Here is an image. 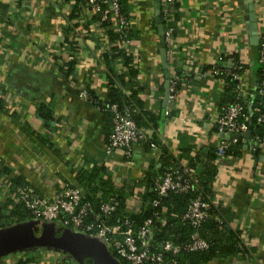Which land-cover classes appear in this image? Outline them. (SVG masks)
Returning a JSON list of instances; mask_svg holds the SVG:
<instances>
[{"label": "crops", "instance_id": "obj_1", "mask_svg": "<svg viewBox=\"0 0 264 264\" xmlns=\"http://www.w3.org/2000/svg\"><path fill=\"white\" fill-rule=\"evenodd\" d=\"M127 3L139 31V38L132 40L138 59L137 82L144 88L139 96L146 109L160 116L155 128L151 123L145 127L158 149L137 143L129 160L119 150L106 154L110 121L76 89L89 86L106 102L109 68L122 69L117 61L110 63L100 54L107 40L100 38L95 17L83 20L69 0H0V87L12 95L15 106L12 113L0 110V160L41 196L50 198L61 183L77 185L80 170L98 166L104 168L103 179L128 192L126 211L135 212L139 195L152 186L145 183V173H157L162 152L185 164L199 150L219 142L212 118L229 101L227 82L210 75L183 79L176 103L170 106L172 118L165 117L168 105L160 88L164 75L153 27V0ZM177 11V42L173 53L167 54L169 75L180 72L184 78L188 69L195 73L217 62L229 67L228 58L235 54L246 66L241 75L242 96L251 100L258 46L264 39V0H179ZM254 25L257 34L252 31ZM58 51L64 62L68 57L74 62V78H62ZM49 101L57 121L46 128L36 109ZM243 145L239 157H222L217 162L211 200L227 209L229 224L240 230L248 254L205 264H264V140L255 145L243 138ZM255 146L258 156L253 155ZM192 170L198 174L202 165L197 163ZM10 195L0 180V204ZM16 254L2 255L0 264H10L13 258L20 264H70L68 257L60 263L47 248Z\"/></svg>", "mask_w": 264, "mask_h": 264}, {"label": "built area", "instance_id": "obj_2", "mask_svg": "<svg viewBox=\"0 0 264 264\" xmlns=\"http://www.w3.org/2000/svg\"><path fill=\"white\" fill-rule=\"evenodd\" d=\"M179 0H161V7L164 6V16L168 21L174 20V5ZM72 8L78 9V15L84 20L90 17H99V21L95 20L100 30V38H105L107 42L104 47H101L100 54L102 57L111 48H119L120 52L125 56L132 57V62L129 66L135 67L137 59L136 48L132 45V40L128 38V31L134 26L136 15L132 10L129 17L121 13V6L119 0H69ZM103 22L108 25H101ZM112 30L119 34V38L115 41H110L106 31ZM174 27H169L165 30V40L167 53L171 54L174 51L173 45L176 41L174 34ZM64 37V35L62 36ZM68 37V36H66ZM65 37V38H66ZM257 61L263 68V79L260 84L255 85L256 91L259 94L263 93L262 86L264 85V39H260ZM177 42V41H176ZM58 51L57 62L63 63V57H59ZM189 53V52H188ZM190 55V54H189ZM68 57V56H67ZM191 57V56H190ZM194 57V56H193ZM71 57L67 59L70 60ZM192 58H190V61ZM230 66L219 67V62L212 65L206 71L201 72L200 69L194 73L192 69L186 70L183 76L186 78L192 75L200 77L213 76L221 77V71L226 76H231L236 80L237 86L235 92L237 97L242 96V81L241 72H233L232 64L233 58H228ZM122 65L121 70H117L118 74H127L128 68L122 61L115 60ZM192 64V63H191ZM240 70L242 67L237 66ZM223 80L222 78H219ZM183 79H180L178 74L172 75L168 78V108L165 109V117L171 119V108L176 103L179 90L176 86ZM165 79L162 81L164 89ZM180 82V83H181ZM78 95L84 100L89 101L88 93L83 90L82 86L76 87ZM123 91L127 94L129 90L123 87ZM12 95L2 91L0 87V98L5 102V112L12 113L15 111L11 103ZM105 102V101H104ZM91 103V102H90ZM93 105V104H92ZM99 111L100 108L94 105ZM110 111L113 115L112 129L105 143L104 149L106 154H110L115 150H119L124 154V157L129 160L133 154V147L137 143H148L151 150H157L158 145L152 141L151 134L148 129L137 126L133 119V113L136 111L130 107L120 108L116 104H111ZM243 105L241 102H235L229 105H222L216 116L212 118L220 139L217 144V154L223 155L228 146V137L233 134H242L249 129V117L242 114ZM254 112L258 114L257 122L264 123V113L259 107L254 108ZM262 142L258 139L256 142ZM164 153V152H162ZM193 174L196 172L188 167H184L183 172L179 169L168 168V170L157 177V181L151 190L158 193V195H166L169 192L187 193L188 191L198 190L197 182ZM187 175V176H185ZM19 198L26 204V206L33 213V220L43 221L47 223L61 224L70 228L75 232H80L89 238L96 239L102 242L105 247L115 255V258L120 264H178L177 257L181 252H196L209 248V242L202 238L198 228L200 224L212 216L210 212V202L201 196H197L191 200L186 210L181 215V221L188 223L193 227V231L189 238L185 241L177 242L171 238L158 239L156 234L160 231L161 226L167 224L168 208L161 203L160 199L151 200L148 205L153 208H158L153 215L145 218L141 223L134 221L128 214L118 216L119 202L115 196H109L107 200H103L100 193L95 199L97 203L86 200L84 191L77 186L61 183L53 192V195L48 198L38 195L34 189L30 187H23L18 189ZM143 202L139 199V204L135 206V212L141 213ZM217 217V216H215ZM158 225V226H157ZM160 227V228H159ZM48 254L54 255L55 259L63 263L66 254L58 251L47 249ZM59 258V259H58ZM17 259L13 258L10 264H16Z\"/></svg>", "mask_w": 264, "mask_h": 264}, {"label": "trees", "instance_id": "obj_3", "mask_svg": "<svg viewBox=\"0 0 264 264\" xmlns=\"http://www.w3.org/2000/svg\"><path fill=\"white\" fill-rule=\"evenodd\" d=\"M119 2L121 6V13L129 17L131 6L128 5L127 0H119ZM163 9L164 6L162 5L161 20L164 26V30H167L169 27H174V34L176 36V22L177 19H179V14L177 11L178 3L174 5L175 13L173 21H168L165 18ZM95 19L99 21V17L95 16ZM101 25L106 26L108 24L103 22ZM153 27L157 34L155 19L153 20ZM106 34L110 41H115L119 38V34L113 32L112 30L107 29ZM127 35L129 39H138L139 31L136 27L133 26L130 31H128ZM104 57L107 58L108 62L110 63L114 60L122 61V64L127 66L129 70L127 71V74H118L117 72H115L114 68H109V83L106 102L100 100L96 92L89 86H82L83 90L88 93L89 101L91 102V104L97 105V107L100 108V111L104 113L110 121V127L107 133L108 136L106 138V142L108 141V137L112 129L113 115L109 107L111 104H116L120 108L128 106L135 109L136 111L133 113V119L138 127L145 128L147 125H149V123H151V126L155 128L158 124L160 116L144 107V103L139 96L140 92L143 91L144 88L138 85L137 70L132 66H129V63L132 62V57L125 56V54L120 52L119 48L115 47L111 48L110 51H108L104 55ZM232 58V71L242 73L246 66L241 62L237 55H232ZM73 63L74 62L72 60H69L63 62L62 65L58 67L62 74V78L67 80L73 77L75 71ZM237 66H241L242 68L239 70ZM211 67L212 65L202 66L200 67V71L206 72ZM219 67L224 68L221 63L219 64ZM256 69L257 78L255 85L258 83L260 84L263 79V68L259 65L258 61H256ZM176 73L178 74L180 79L189 78H182L180 77V72ZM221 75L222 76L219 78H222L225 82H227L228 86L226 88V91L230 94L229 101L225 105H229L235 102H241L244 107L242 110V114L249 117V121L247 123L252 132L250 139L253 141V143L255 142V145L259 144V141L256 142L257 138L260 140H264V123L257 122L258 114L254 112V108L259 107L264 113V85L262 86V94H259L258 91L254 89L253 98L251 100H247L243 97H237L235 89L238 82L236 80H234L231 76L224 75L223 71H221ZM180 82L176 86L177 90L181 89ZM119 85L127 88L129 92L126 94L123 91V87H120ZM160 88L162 91L163 87L161 85ZM0 110L6 111L5 102L2 98H0ZM36 111L37 115L42 120L43 126L46 128H50V125L54 124V122L57 121L53 102L49 101L48 103L45 102L38 104ZM45 139L47 140L49 138ZM151 140L156 142L153 137L151 138ZM146 144L149 146L148 143ZM243 148L244 145L242 136L238 138L229 136L228 146L225 149V153L223 155L217 154V146L209 147L206 150H199L198 152H196L195 155L189 159L188 163L185 164L181 162V159L175 158L172 155L164 152L161 156V166L157 169V173L151 171L145 173V183H147L148 186H153L157 181V177L165 173L168 168L172 167L174 169H179V172H183L184 167L192 169V167L199 163L202 165V170L198 174H193L194 179L198 185V190L188 191L187 193L169 192L166 195H158L157 192L150 189L145 193L139 195V199H141V201L143 202V210L141 213L126 211L125 200L128 196V192L125 193L122 192L121 189H116L109 181V179H103V167L95 166L90 171L80 170L78 172L77 185L74 186L80 187L84 191L83 195L85 199L90 200L93 203L98 202V199H95L98 193H100V196L103 200H107L109 196H115L119 202V208L117 211V213L119 214L118 216L128 214L137 223H141V221L153 215V213L158 210V208H153L148 205L149 203H147L146 205V202H150L154 199H160L161 203L167 206L169 214L167 224L161 226V228L159 227L160 231L157 232L156 238H171L177 242L187 240L192 233L193 227L188 223L183 224V222L181 221V215L186 210L192 199L197 196H201L211 203L210 212L212 216L200 224L198 231L201 237L205 238L209 242L210 246L208 249L201 251L181 252V254L177 257L178 264H205L212 259L227 258L230 256L241 258L248 254V251L245 245L242 243L243 241L240 237V230L230 226L228 220L229 214L227 213V209H224L218 204H213L211 199L213 197L212 187L218 174L217 162H219V159H221L222 157H239L242 153ZM258 153L259 148L255 146L253 155L258 156ZM0 180H2L7 188L11 191L10 197L5 202L0 204V227L4 228L14 224L33 220L34 215L32 211L26 206L22 199L19 198L18 194L19 188L30 186L21 177L16 175L10 165H8L3 160H0ZM18 251H9V253H12L13 257H17L18 254L16 253ZM111 254L115 257L113 253ZM16 264H20V260Z\"/></svg>", "mask_w": 264, "mask_h": 264}, {"label": "water", "instance_id": "obj_4", "mask_svg": "<svg viewBox=\"0 0 264 264\" xmlns=\"http://www.w3.org/2000/svg\"><path fill=\"white\" fill-rule=\"evenodd\" d=\"M153 15L160 43L159 53L165 79L164 91L167 104V87L170 75L165 30L161 20V0H153ZM252 31L257 34L258 28L254 25ZM251 133L249 127L246 132L231 136L234 138L242 136L248 140ZM43 248L66 254L70 264H120L102 242L61 224L29 220L0 228V257L9 251Z\"/></svg>", "mask_w": 264, "mask_h": 264}]
</instances>
